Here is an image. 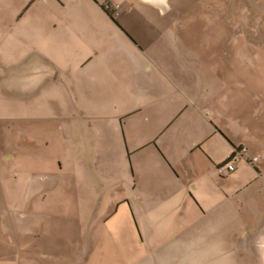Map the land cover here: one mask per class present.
Here are the masks:
<instances>
[{"label": "crops", "instance_id": "obj_1", "mask_svg": "<svg viewBox=\"0 0 264 264\" xmlns=\"http://www.w3.org/2000/svg\"><path fill=\"white\" fill-rule=\"evenodd\" d=\"M122 5L0 0V186L21 177L36 197L55 182L45 171L107 161L142 242L170 234L171 249L135 264H264V52L188 50L169 68ZM242 147L235 171L219 172ZM223 227L231 238L217 243Z\"/></svg>", "mask_w": 264, "mask_h": 264}, {"label": "rangeland", "instance_id": "obj_2", "mask_svg": "<svg viewBox=\"0 0 264 264\" xmlns=\"http://www.w3.org/2000/svg\"><path fill=\"white\" fill-rule=\"evenodd\" d=\"M131 2L122 0L130 34L169 68L181 69L188 50L264 52V0H170L166 18ZM7 141L13 146L14 135ZM106 165L112 170L85 164L47 170L45 180L55 182L36 197L26 194L21 177L0 186V264H135L151 257V246L171 249L161 243L170 236L166 231H144L142 242L135 217L122 203V186L107 185L122 180V168ZM230 238L226 227L216 236L217 243Z\"/></svg>", "mask_w": 264, "mask_h": 264}, {"label": "built area", "instance_id": "obj_3", "mask_svg": "<svg viewBox=\"0 0 264 264\" xmlns=\"http://www.w3.org/2000/svg\"><path fill=\"white\" fill-rule=\"evenodd\" d=\"M246 152H247L246 148L242 147V148L236 150L235 152H233L232 154H230L226 158L225 163L218 168V171L221 172L224 169H227V171H229V172L235 171L236 167H235L234 162L237 159H239L240 157H243L246 154ZM251 160L255 162L257 160V158L253 157V158H251Z\"/></svg>", "mask_w": 264, "mask_h": 264}, {"label": "water", "instance_id": "obj_4", "mask_svg": "<svg viewBox=\"0 0 264 264\" xmlns=\"http://www.w3.org/2000/svg\"><path fill=\"white\" fill-rule=\"evenodd\" d=\"M146 5H150L160 11L161 14H166L171 10L170 0H132Z\"/></svg>", "mask_w": 264, "mask_h": 264}]
</instances>
